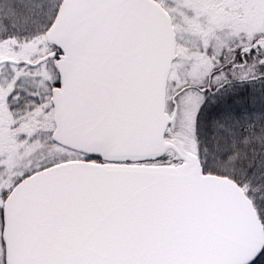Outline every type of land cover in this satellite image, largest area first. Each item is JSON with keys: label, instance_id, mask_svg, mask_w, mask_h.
I'll use <instances>...</instances> for the list:
<instances>
[{"label": "snow or ice", "instance_id": "snow-or-ice-1", "mask_svg": "<svg viewBox=\"0 0 264 264\" xmlns=\"http://www.w3.org/2000/svg\"><path fill=\"white\" fill-rule=\"evenodd\" d=\"M0 264H264V0H0Z\"/></svg>", "mask_w": 264, "mask_h": 264}]
</instances>
